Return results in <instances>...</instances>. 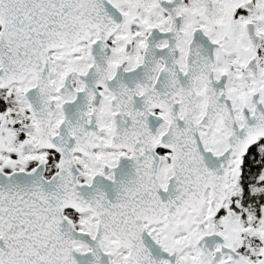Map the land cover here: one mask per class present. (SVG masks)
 <instances>
[{"label":"snow or ice","instance_id":"6c2138e0","mask_svg":"<svg viewBox=\"0 0 264 264\" xmlns=\"http://www.w3.org/2000/svg\"><path fill=\"white\" fill-rule=\"evenodd\" d=\"M0 264H264V0H0Z\"/></svg>","mask_w":264,"mask_h":264}]
</instances>
